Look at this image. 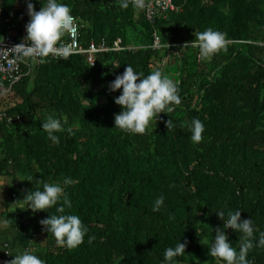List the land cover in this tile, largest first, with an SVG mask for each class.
Here are the masks:
<instances>
[{
  "label": "trees",
  "instance_id": "obj_1",
  "mask_svg": "<svg viewBox=\"0 0 264 264\" xmlns=\"http://www.w3.org/2000/svg\"><path fill=\"white\" fill-rule=\"evenodd\" d=\"M1 1L3 16L19 32L26 30V0ZM41 2L33 0L37 11ZM60 2L71 8L84 43L119 39L133 49L99 54L93 67L81 55L29 59L22 76L5 84L11 98L0 91V166L19 175L18 198L42 190V182L71 177L75 182L65 192L72 206L65 212L87 226L78 246L60 245L40 221L59 214L63 200L45 211L28 209L37 233L31 239L35 255L45 264H161L165 249L181 240L186 254L176 264H199L213 229L223 227L218 210L225 212L222 219L241 210L258 240L264 231V49L258 45L264 42V0H173L180 11L154 23L133 0L128 8L120 0ZM207 28L225 33V45L198 60L193 44L162 73L177 82L181 103L153 118L144 133L114 127L122 110L114 98L121 90L112 92L109 84L128 64L145 76L157 69L165 52L147 48L154 31L162 43H179ZM48 114L63 123L58 144L40 127ZM192 118L205 126L199 143L190 140L185 124ZM160 195L164 203L153 211ZM226 232L239 250L240 234ZM247 259L264 264V247L254 246Z\"/></svg>",
  "mask_w": 264,
  "mask_h": 264
},
{
  "label": "clouds",
  "instance_id": "obj_2",
  "mask_svg": "<svg viewBox=\"0 0 264 264\" xmlns=\"http://www.w3.org/2000/svg\"><path fill=\"white\" fill-rule=\"evenodd\" d=\"M26 3L30 19L25 25V41L16 44L13 48L20 49L25 54L36 53L41 56L56 51H63L67 54L69 51L67 45L57 48V41L62 33L75 30L74 17L69 5L60 2V0H43L37 11L33 0H26ZM120 6L128 8L129 0H120ZM133 7L143 8L144 0H133ZM225 43V33L207 28L196 32L195 39L186 43L184 47L197 44L199 58L204 59L214 55ZM109 89L112 92L121 90L120 94L114 98V102L122 108L114 115V127L130 133H144L153 118L156 119L161 112L172 111L174 105L181 103L177 82L170 76L162 74L159 69H155L145 76L128 64L123 73L116 75L115 79L110 82ZM185 124L191 133L190 140L193 143L201 142L204 123L199 118H192ZM166 126L168 129L173 126L170 119L166 121ZM40 127L53 143L60 142V137L56 134L64 130L60 118L54 114H48ZM30 180L31 177L28 181ZM74 182L71 177L67 176L64 177L62 183L42 182V190L39 187L29 190L20 200L27 204V209L37 212L57 206L58 201L62 199L63 203L56 207V213L59 214L48 215L40 221V224L45 231L55 237L58 244L68 247L78 246L83 242L87 233V226L83 224L78 215L65 212V207L71 208L72 206L65 187ZM164 199L163 195L156 198L153 211H159ZM216 214L223 221V227L213 229L215 234L208 248V255L218 258L219 264H252L247 259V253L254 246L264 247V231H261L258 240H255V226L252 219H242L239 209L229 210L227 219H222L225 217L223 210L216 211ZM227 229L240 234L239 250L229 240ZM186 246V243L180 240L174 247L166 248L161 264H176L175 258L186 254ZM12 257L7 264H45L43 259L28 250Z\"/></svg>",
  "mask_w": 264,
  "mask_h": 264
},
{
  "label": "built area",
  "instance_id": "obj_3",
  "mask_svg": "<svg viewBox=\"0 0 264 264\" xmlns=\"http://www.w3.org/2000/svg\"><path fill=\"white\" fill-rule=\"evenodd\" d=\"M180 11L175 6L173 0H144V7L140 12L144 15L145 19L150 23H154L156 19L166 18L169 14ZM74 31H67L62 33L57 41V48L61 45H67L69 51L65 54L63 51L49 52L46 55L54 59H59L69 55H81L88 66H95L97 56L103 53L119 52L123 50H131L132 47H124L121 41L117 39L109 43L107 40L102 39L99 42L90 39L88 43L82 41L80 32V25L78 20L74 17ZM26 30L19 32L16 22L11 17L3 16L2 14V1L0 0V90L4 89L5 84H13L22 76V66L28 65L29 59L36 60L42 58L39 54H25L22 50L13 48L16 44L25 41ZM188 42L179 43H162L158 31H154L152 44L147 48L152 50H164L165 55L156 64V68L163 73L169 63L174 57H181L182 51L191 45H184ZM238 43H251L250 41H238ZM264 49V42L258 43ZM194 46H198L194 44ZM201 59L198 57V60ZM159 116L155 119L158 121ZM3 116H0V121ZM16 119L20 121L22 118L17 116ZM10 118L7 119L10 122ZM8 251L4 252V257H7ZM4 258L0 257V264H3Z\"/></svg>",
  "mask_w": 264,
  "mask_h": 264
},
{
  "label": "crops",
  "instance_id": "obj_4",
  "mask_svg": "<svg viewBox=\"0 0 264 264\" xmlns=\"http://www.w3.org/2000/svg\"><path fill=\"white\" fill-rule=\"evenodd\" d=\"M0 91L1 97L11 98L5 87ZM3 158L0 152V161ZM9 168L6 170L0 166V257L4 258L3 264L24 250L35 254V243L31 239L37 235L32 212L18 198L19 187L15 189V184L23 186V183L19 175ZM5 251L9 252L7 257H4Z\"/></svg>",
  "mask_w": 264,
  "mask_h": 264
},
{
  "label": "rangeland",
  "instance_id": "obj_5",
  "mask_svg": "<svg viewBox=\"0 0 264 264\" xmlns=\"http://www.w3.org/2000/svg\"><path fill=\"white\" fill-rule=\"evenodd\" d=\"M241 41V40H240ZM241 44V43H240ZM245 44V43H243ZM199 264H219V261L216 258H213L211 256L208 255V251H207V256L205 259L201 260L199 262Z\"/></svg>",
  "mask_w": 264,
  "mask_h": 264
}]
</instances>
